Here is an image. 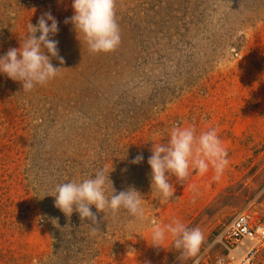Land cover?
Returning a JSON list of instances; mask_svg holds the SVG:
<instances>
[{"label":"rangeland","instance_id":"obj_1","mask_svg":"<svg viewBox=\"0 0 264 264\" xmlns=\"http://www.w3.org/2000/svg\"><path fill=\"white\" fill-rule=\"evenodd\" d=\"M46 12L59 26L58 75L26 92L0 73V264H193L170 241L150 246V225L131 235L124 209L90 206L93 224L55 206L59 184L101 168L116 194L135 187L159 226L199 227V264L238 261L231 221L248 211L264 225V0H115L121 40L107 53L65 23L72 0H0V56ZM174 126L215 128L229 164L219 180L211 168L171 176L164 200L148 159Z\"/></svg>","mask_w":264,"mask_h":264},{"label":"clouds","instance_id":"obj_2","mask_svg":"<svg viewBox=\"0 0 264 264\" xmlns=\"http://www.w3.org/2000/svg\"><path fill=\"white\" fill-rule=\"evenodd\" d=\"M74 14L66 18L65 23H72L77 33H82L93 53L114 51L120 44V31L116 21L115 0H72ZM51 21L49 24L48 22ZM39 32L37 37L36 33ZM59 32L58 21L51 12L44 13L34 25L29 22L23 45L10 48L0 56V73L7 74L14 81L22 82L23 91H31L36 85H44L58 75L60 68L54 67L50 57L59 55L58 41L54 37ZM47 53V54H46ZM166 143H154L152 155L148 159L151 168V188L160 198L169 200L175 191L171 176L178 181L187 180L193 171L203 176L210 168L214 170V179L219 180L229 164L227 149L223 146L215 128H209L197 134L194 127L174 126L168 133ZM151 141V140H150ZM139 155L132 163H140ZM110 171L101 168L81 182L71 181L57 186L55 206L65 215L71 216L76 211L80 218H89L93 224L97 217L90 206L105 213L115 214L124 209L133 217L125 227L131 235L137 234V226H151L152 247L164 248L165 242L180 251L184 260L192 259L199 264V254L205 236L199 227L189 228L179 220L159 226L145 212L141 193L130 186L126 191L116 194ZM217 264H223L218 260Z\"/></svg>","mask_w":264,"mask_h":264},{"label":"built area","instance_id":"obj_3","mask_svg":"<svg viewBox=\"0 0 264 264\" xmlns=\"http://www.w3.org/2000/svg\"><path fill=\"white\" fill-rule=\"evenodd\" d=\"M227 228V238L244 245H241L242 252L239 254L241 257L238 255V261L223 257V264H257L258 250L264 247V225L256 220L254 214L244 211L237 214Z\"/></svg>","mask_w":264,"mask_h":264},{"label":"bare ground","instance_id":"obj_4","mask_svg":"<svg viewBox=\"0 0 264 264\" xmlns=\"http://www.w3.org/2000/svg\"><path fill=\"white\" fill-rule=\"evenodd\" d=\"M239 245H240V246H239ZM241 245H243V243H239V244H238V246H239V247H238V246H236V248H237V247H238V248H237V249H234V250H232V254H233V255H234V254H236V252H238V250L240 251L239 253H241V252H242V247H241Z\"/></svg>","mask_w":264,"mask_h":264}]
</instances>
